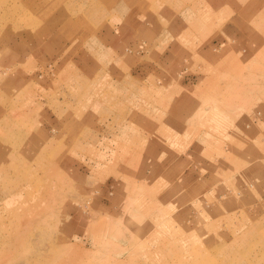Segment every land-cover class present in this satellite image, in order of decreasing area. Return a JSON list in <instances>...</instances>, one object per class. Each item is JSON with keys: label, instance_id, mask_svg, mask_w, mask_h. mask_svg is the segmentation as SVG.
<instances>
[{"label": "rangeland", "instance_id": "1", "mask_svg": "<svg viewBox=\"0 0 264 264\" xmlns=\"http://www.w3.org/2000/svg\"><path fill=\"white\" fill-rule=\"evenodd\" d=\"M0 264H264V0H0Z\"/></svg>", "mask_w": 264, "mask_h": 264}]
</instances>
